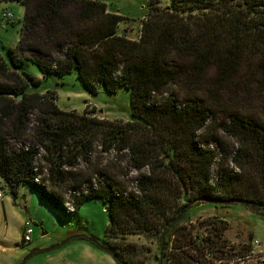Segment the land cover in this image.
Listing matches in <instances>:
<instances>
[{"label":"trees","instance_id":"16d2710c","mask_svg":"<svg viewBox=\"0 0 264 264\" xmlns=\"http://www.w3.org/2000/svg\"><path fill=\"white\" fill-rule=\"evenodd\" d=\"M6 2L24 8L10 65L0 56V180L11 194L28 184L65 215L101 200L109 218L104 245L127 235L154 239L153 264H212L207 255L218 253L214 244L225 241L228 226L218 221L195 244L179 227L195 205L244 200L264 216V122L239 104L240 95L264 94V0H168L165 7L149 0L138 40L119 33L121 16L98 0ZM25 62L43 77L76 71L89 94L126 89L128 120L60 109L53 94L32 92L38 81L15 71ZM173 85L181 91H169ZM217 116L233 147L221 146L214 177L219 154L203 131ZM96 143L103 153L125 154L140 173L132 193L108 178L76 179L72 172ZM43 168L51 190L39 182ZM69 177L78 181L64 202L56 189Z\"/></svg>","mask_w":264,"mask_h":264},{"label":"rangeland","instance_id":"374dc122","mask_svg":"<svg viewBox=\"0 0 264 264\" xmlns=\"http://www.w3.org/2000/svg\"><path fill=\"white\" fill-rule=\"evenodd\" d=\"M106 4L108 11L117 13L122 20L119 22V33L125 34L128 39L138 40L140 23L147 15L149 0H98ZM160 7L169 4L168 0H154ZM4 12L13 14V19L6 20ZM24 18V8L17 2L0 3V56L10 65L8 53L10 48H16L18 31ZM122 31H126L125 33ZM18 73H25L38 81L31 87L32 92L53 94L57 106L64 111H75L78 114L95 115L99 119L126 122L129 117L130 94L124 88L114 93H106L96 89L95 94H89L82 82L77 78L76 71L67 76L47 75L43 77L38 68L30 62L20 65ZM242 67L240 74H244ZM253 88V85H251ZM169 91L180 92L178 86L173 85ZM225 98V94H223ZM240 109L249 110L253 118L264 119V94L240 95ZM214 118V117H213ZM216 119V120H215ZM34 119L30 122L32 127ZM219 116L204 131L207 144L219 154L213 168V176L221 165V146L233 147L232 139L225 137L219 130L218 124H223ZM125 154L101 152L98 144L93 147L87 164L79 165L72 173H78L79 181L93 177L106 178L113 184L122 185L127 192L134 191L135 181L140 175L130 169ZM39 166H45L41 160ZM227 165L231 163L227 161ZM46 169H42L38 177L39 182L49 187L46 181ZM71 177L68 181L55 188L64 202L72 194L76 181ZM85 188V187H83ZM55 189H52L55 191ZM0 264H117L105 250L106 227L109 223L105 204L98 199L85 202L76 214L65 215L56 209L45 206L42 198L28 184L20 185L15 195L0 180ZM66 209L70 205L65 203ZM188 218L179 226L183 233H190L192 240L204 238L213 232L214 224L218 221L226 222L228 228L223 231L225 241L214 244L218 253L207 255L212 264H264V216L236 204L226 207H215L213 204H201L188 210ZM29 223L32 234L31 242L20 244L25 223ZM200 239V240H201ZM213 239V236H212ZM213 241V240H212ZM255 241L260 245L257 247ZM108 247H116L123 253V261L130 264H153L155 245L154 239H145L144 236H126L110 239ZM183 242V240H182ZM133 246V248H128ZM255 246V247H254ZM245 247L246 252L244 249ZM243 251L244 254H239ZM260 253H257V252ZM220 255V257L218 256ZM249 256V257H247ZM246 257V258H245Z\"/></svg>","mask_w":264,"mask_h":264},{"label":"water","instance_id":"95a60500","mask_svg":"<svg viewBox=\"0 0 264 264\" xmlns=\"http://www.w3.org/2000/svg\"><path fill=\"white\" fill-rule=\"evenodd\" d=\"M209 202L213 203V204H216V205H233V204H243V203H246L247 204V201H244V200H240V201H233V202H230V200H213V199H209L208 200ZM183 214V212L180 213V216ZM104 250L110 254L111 257H113V259L118 263V264H127L125 263L124 261H122L118 255V253H116L114 250H112L110 247H104Z\"/></svg>","mask_w":264,"mask_h":264},{"label":"built area","instance_id":"2783aa9c","mask_svg":"<svg viewBox=\"0 0 264 264\" xmlns=\"http://www.w3.org/2000/svg\"><path fill=\"white\" fill-rule=\"evenodd\" d=\"M3 17L6 19V20H11L13 19V14L10 13V12H4L3 13ZM0 200H2V195L0 193ZM31 234H32V230H31V227L29 225V223H25V227L23 229V233H22V238H21V243L25 244V243H29L30 242V238H31ZM200 239L201 238H198L196 239L197 242H200ZM255 245L258 247L260 245L259 242L255 241ZM255 247V246H254ZM264 251V250H263ZM257 253H260L259 251ZM249 257V256H247ZM246 258V257H245Z\"/></svg>","mask_w":264,"mask_h":264},{"label":"crops","instance_id":"0c3cea01","mask_svg":"<svg viewBox=\"0 0 264 264\" xmlns=\"http://www.w3.org/2000/svg\"><path fill=\"white\" fill-rule=\"evenodd\" d=\"M118 31H119V29H118ZM122 32H124V33H125L126 31H122ZM30 242H31V240H30Z\"/></svg>","mask_w":264,"mask_h":264},{"label":"flooded vegetation","instance_id":"af4514ba","mask_svg":"<svg viewBox=\"0 0 264 264\" xmlns=\"http://www.w3.org/2000/svg\"><path fill=\"white\" fill-rule=\"evenodd\" d=\"M112 259H113V257H112ZM114 260V259H113ZM115 261V260H114ZM118 264V263H117Z\"/></svg>","mask_w":264,"mask_h":264}]
</instances>
